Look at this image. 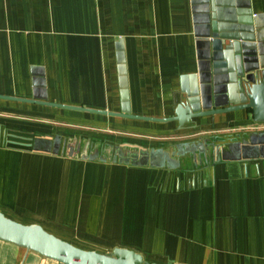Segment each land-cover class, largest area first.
Here are the masks:
<instances>
[{"label":"crops","instance_id":"0c3cea01","mask_svg":"<svg viewBox=\"0 0 264 264\" xmlns=\"http://www.w3.org/2000/svg\"><path fill=\"white\" fill-rule=\"evenodd\" d=\"M234 56L264 70V0H0V211L145 264H264V158L168 170L48 151L55 136L130 152L264 128L249 109L182 128L128 117L239 103ZM0 264L62 263L0 241Z\"/></svg>","mask_w":264,"mask_h":264},{"label":"water","instance_id":"95a60500","mask_svg":"<svg viewBox=\"0 0 264 264\" xmlns=\"http://www.w3.org/2000/svg\"><path fill=\"white\" fill-rule=\"evenodd\" d=\"M233 39H228V44H232ZM238 60L234 56L233 81L236 84L237 92L240 95V102L227 107L211 109L207 111L195 110L190 103H177L174 105L172 116L166 118H150L146 116L129 115L130 118H140L144 120L164 122L176 121L177 128H182L184 124L192 121L193 118L239 109H249L252 121L264 123V70L260 71V76L253 72L256 66L248 69L239 68ZM261 67V65H260ZM71 109H81L89 112L106 114L104 110H94L80 108L77 106H65ZM109 115H120L107 112ZM239 134V135H238ZM238 138L217 139L214 136H200L195 139L178 142L174 147L165 149L163 147L151 148L149 150H133L121 152L114 147V151H106L107 142L76 136L63 138H53L51 148L48 150L60 156L88 159L106 160L131 165H149L176 169L180 158H196L202 156L214 157L215 160L230 158L234 160H249L264 158V128L258 130H247L237 133ZM5 144L7 142H4ZM9 144V143H7ZM6 144V145H7ZM31 146V143L25 144ZM47 151V149H45ZM0 241L12 243L23 247L26 251H31L44 258H49L62 264H145L141 255L131 249L114 247L109 253H100L90 249H82L44 230L36 223H20L5 216L0 211Z\"/></svg>","mask_w":264,"mask_h":264},{"label":"rangeland","instance_id":"374dc122","mask_svg":"<svg viewBox=\"0 0 264 264\" xmlns=\"http://www.w3.org/2000/svg\"><path fill=\"white\" fill-rule=\"evenodd\" d=\"M80 110H81V109H80ZM86 135L89 136L90 133H89V132H86ZM13 218H15V219H17V220H20V221H24L23 218H26V217H17V216H13ZM20 221H18V222H20ZM20 223H22V222H20ZM24 224H26V223H24ZM56 234L62 236V234H59V233H56ZM56 237H57V236H56Z\"/></svg>","mask_w":264,"mask_h":264},{"label":"built area","instance_id":"2783aa9c","mask_svg":"<svg viewBox=\"0 0 264 264\" xmlns=\"http://www.w3.org/2000/svg\"><path fill=\"white\" fill-rule=\"evenodd\" d=\"M263 127H260V128H258V129H262Z\"/></svg>","mask_w":264,"mask_h":264}]
</instances>
